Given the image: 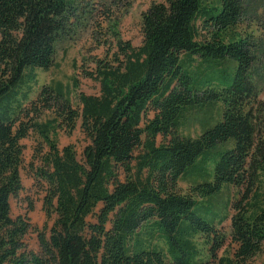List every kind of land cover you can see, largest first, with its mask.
I'll return each instance as SVG.
<instances>
[{"label":"trees","instance_id":"16d2710c","mask_svg":"<svg viewBox=\"0 0 264 264\" xmlns=\"http://www.w3.org/2000/svg\"><path fill=\"white\" fill-rule=\"evenodd\" d=\"M248 2L151 4L142 46L119 39L114 60L87 75L100 95L80 94L76 107L61 87L30 101L35 71L53 67L57 43L74 30L75 4L0 0V264H251L264 246V101L259 45L238 31ZM79 120L90 141L82 160L57 142ZM192 125L198 136L180 132ZM31 135V171L55 216L48 235L38 231L40 253L28 249L32 224L11 205L24 189L22 141ZM186 177L188 193L179 188ZM227 187L241 198L222 203ZM231 208L229 238L216 222ZM227 245L232 253L219 256Z\"/></svg>","mask_w":264,"mask_h":264},{"label":"rangeland","instance_id":"374dc122","mask_svg":"<svg viewBox=\"0 0 264 264\" xmlns=\"http://www.w3.org/2000/svg\"><path fill=\"white\" fill-rule=\"evenodd\" d=\"M77 8L78 21L74 30L66 38L57 43V51L54 65L50 70L37 69V83H32V93L30 101L35 100L42 87H61L69 94L74 106L80 105L79 95L99 96L101 86L98 81L88 77V73L94 72L99 60H114V55L118 53V40L130 42L131 45L139 49L143 44L142 14L146 12L151 4L162 2L163 0H71ZM249 3V2H248ZM249 6L252 8L251 15L245 18L240 24L238 31L243 35H253L259 45L258 54L257 85L259 98L264 101V0H251ZM122 59V57H121ZM153 112L147 119L153 117ZM183 135L196 137L201 133L199 125L183 127L180 131ZM162 138H159V142ZM57 142L59 148L72 145L79 160L83 158V151L90 144L89 139L81 129V120L77 122L75 130L67 132L59 130L57 132ZM24 146L23 165L21 176L24 189L18 197L11 200L12 215L14 218L26 216L33 229L26 237V244L29 250L40 253L38 231L48 232L53 226L55 216L49 219L44 210V194L42 189L36 184L32 174L31 165H37L36 153L38 142L34 135L22 141ZM192 178L186 177L179 181V188L182 192L188 193L191 190ZM219 198L236 202L241 198V191L235 187L224 189ZM203 204V203H200ZM196 212L211 221L205 213L196 207ZM224 212V211H223ZM222 213V212H221ZM234 209L225 211L227 219L221 224L216 222V226L230 238L231 218ZM92 220V219H91ZM230 243V241H229ZM228 243V244H229ZM232 246L227 245L219 256L232 253ZM201 257L204 260L210 259L207 248L202 241L199 242ZM225 249L227 252L224 253ZM217 264V263H210ZM251 264H264V246L262 251L251 261Z\"/></svg>","mask_w":264,"mask_h":264}]
</instances>
